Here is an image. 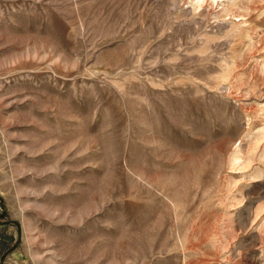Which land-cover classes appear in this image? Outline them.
<instances>
[{"label": "rangeland", "instance_id": "rangeland-1", "mask_svg": "<svg viewBox=\"0 0 264 264\" xmlns=\"http://www.w3.org/2000/svg\"><path fill=\"white\" fill-rule=\"evenodd\" d=\"M1 201L0 264H264V0H0Z\"/></svg>", "mask_w": 264, "mask_h": 264}, {"label": "water", "instance_id": "water-1", "mask_svg": "<svg viewBox=\"0 0 264 264\" xmlns=\"http://www.w3.org/2000/svg\"><path fill=\"white\" fill-rule=\"evenodd\" d=\"M0 205H3V202L1 201V203H0ZM4 211L6 212L7 211V209L6 208H4ZM3 259H2V261H1V264H3Z\"/></svg>", "mask_w": 264, "mask_h": 264}]
</instances>
